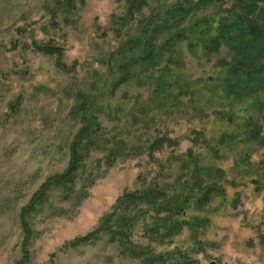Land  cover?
<instances>
[{
    "label": "rangeland",
    "instance_id": "374dc122",
    "mask_svg": "<svg viewBox=\"0 0 264 264\" xmlns=\"http://www.w3.org/2000/svg\"><path fill=\"white\" fill-rule=\"evenodd\" d=\"M188 1L0 0V264H264V91L205 50L232 0Z\"/></svg>",
    "mask_w": 264,
    "mask_h": 264
},
{
    "label": "trees",
    "instance_id": "16d2710c",
    "mask_svg": "<svg viewBox=\"0 0 264 264\" xmlns=\"http://www.w3.org/2000/svg\"><path fill=\"white\" fill-rule=\"evenodd\" d=\"M216 1L219 0H189V5L179 8L188 14L201 6V4ZM227 12L228 14L223 16L219 22L217 34L205 45V50L210 54L218 53L223 47L227 48L230 58H223L218 61L220 65L226 66L228 70L225 81V93L228 97L242 99L264 91V0H232ZM151 50L148 53L153 52ZM261 139L264 143V135ZM158 141L159 143L163 142V140ZM77 166L78 164H76V159L73 156L68 170L62 176L51 177L42 185L40 191L35 196L36 199H43L47 188L57 184L62 179L73 176ZM163 195L165 196L164 192L159 188H150L144 193L125 195L121 199V203H134L149 199L148 201L155 206L158 205L159 207L168 208L172 211L178 212L183 208V205L180 204L172 207L170 202L163 199ZM207 197V195L203 194L202 198L197 200V203L200 205L204 204ZM112 219L113 215L104 220L99 229L89 236L80 239V241H88L92 237H97V234L102 231L111 228ZM132 220L133 218L130 219L126 214L120 216L118 230L113 231V233L120 236L122 241L127 236L125 228L130 226L129 221L131 222ZM175 229L176 225L173 224L167 231H174ZM157 234H159L158 230L152 231V235ZM159 235L161 237H167L166 234ZM122 244L126 246L125 243L122 242ZM126 248L131 256L144 260L146 264H185L187 262L181 261L178 263L169 261L166 254L147 252L142 247L126 246Z\"/></svg>",
    "mask_w": 264,
    "mask_h": 264
},
{
    "label": "water",
    "instance_id": "95a60500",
    "mask_svg": "<svg viewBox=\"0 0 264 264\" xmlns=\"http://www.w3.org/2000/svg\"><path fill=\"white\" fill-rule=\"evenodd\" d=\"M212 264H216V263L213 262Z\"/></svg>",
    "mask_w": 264,
    "mask_h": 264
}]
</instances>
